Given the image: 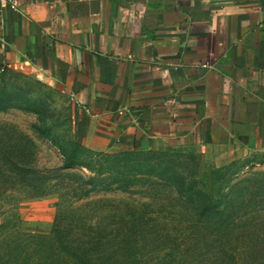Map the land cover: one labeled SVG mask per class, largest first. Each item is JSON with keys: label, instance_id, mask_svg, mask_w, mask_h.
Instances as JSON below:
<instances>
[{"label": "crops", "instance_id": "obj_1", "mask_svg": "<svg viewBox=\"0 0 264 264\" xmlns=\"http://www.w3.org/2000/svg\"><path fill=\"white\" fill-rule=\"evenodd\" d=\"M72 100L97 152L264 158V0H0V70Z\"/></svg>", "mask_w": 264, "mask_h": 264}, {"label": "rangeland", "instance_id": "obj_2", "mask_svg": "<svg viewBox=\"0 0 264 264\" xmlns=\"http://www.w3.org/2000/svg\"><path fill=\"white\" fill-rule=\"evenodd\" d=\"M72 112V100L53 82L29 69L0 71V157L32 156L35 172L57 185L56 193L14 207L1 202L0 225L15 215L19 228L50 234L55 220L120 221L113 237L126 240L127 254L115 264H158L189 246L164 231L168 220H264L263 157L223 161L207 148L178 145L97 152L75 145ZM68 164L73 168L63 170ZM63 183L82 188L83 198L69 210L59 193ZM201 199L216 207L211 213L226 212L209 217L197 209ZM206 238L194 240L187 253L199 258L204 240L212 239Z\"/></svg>", "mask_w": 264, "mask_h": 264}, {"label": "trees", "instance_id": "obj_3", "mask_svg": "<svg viewBox=\"0 0 264 264\" xmlns=\"http://www.w3.org/2000/svg\"><path fill=\"white\" fill-rule=\"evenodd\" d=\"M74 142L76 146H82L75 138ZM35 167L32 156L22 157L18 151L7 157H0V203L14 201V207L23 199L44 197L57 192V185L47 182L44 176L35 172ZM72 168L68 164L63 170ZM59 185L66 210L71 209L76 199L83 198L79 196L82 188L64 183ZM18 186L22 190H18ZM22 195L25 198L19 197ZM196 206L213 218L226 212L211 213L216 207L209 205L204 199L199 200ZM12 217L14 220L0 225V264H115L127 254L124 251L126 240L113 237L112 229L118 231L120 221L104 225L103 220H94L96 223L93 220H55L51 233L42 234L19 228L15 215ZM168 222L164 225L169 228H164V231L168 235L169 230L173 232V236L178 235L181 244L190 246L201 236L212 239L204 240L206 245L203 244L199 258H195V253H187L188 246L187 251H182L180 258L173 256L170 262H165L164 258L158 264H264V220ZM111 223L115 225L113 228ZM171 224L176 225L170 226ZM136 243L137 241L130 244L134 247ZM166 251L173 253L174 250ZM144 260L150 262L147 257L142 259Z\"/></svg>", "mask_w": 264, "mask_h": 264}, {"label": "built area", "instance_id": "obj_4", "mask_svg": "<svg viewBox=\"0 0 264 264\" xmlns=\"http://www.w3.org/2000/svg\"><path fill=\"white\" fill-rule=\"evenodd\" d=\"M1 71H4V70H1Z\"/></svg>", "mask_w": 264, "mask_h": 264}]
</instances>
